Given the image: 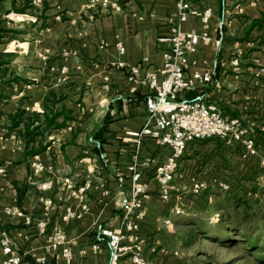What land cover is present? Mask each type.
<instances>
[{
	"label": "crops",
	"instance_id": "0c3cea01",
	"mask_svg": "<svg viewBox=\"0 0 264 264\" xmlns=\"http://www.w3.org/2000/svg\"><path fill=\"white\" fill-rule=\"evenodd\" d=\"M33 1L0 0L2 235L21 258L20 264H37L41 257L45 264H66L60 253L47 251L45 237L36 230L37 223L44 222L49 229L65 232L72 253L68 264H108V249L97 236L100 228L119 227L120 207L130 191L129 169L136 165L148 195L138 227V235L146 241L142 253L149 264H162L166 258L162 250L152 251L162 241L163 222L182 207L178 197L161 202L154 180L155 168L170 149L131 135L147 124L148 92L141 87L136 94L129 93L127 72L117 65L161 68L168 44L159 40L176 25L175 4L114 0L120 11H106L87 9V0H41L40 5ZM201 3L212 11L211 42L199 44L187 74L211 71L206 101L225 119H238L250 131L260 132L264 128V0ZM181 29L202 32L196 18ZM193 96L190 92L186 98ZM17 111L24 112L26 126L13 128ZM25 136L32 141L27 150ZM195 160L201 162V145L187 148L172 192L181 189L177 185L187 178ZM33 161L44 168L35 176L30 169ZM41 181L52 182L53 189L40 191ZM41 197L51 204L45 206ZM12 209L21 216L12 214ZM67 212L72 216L63 220ZM4 260L0 247V264Z\"/></svg>",
	"mask_w": 264,
	"mask_h": 264
},
{
	"label": "built area",
	"instance_id": "2783aa9c",
	"mask_svg": "<svg viewBox=\"0 0 264 264\" xmlns=\"http://www.w3.org/2000/svg\"><path fill=\"white\" fill-rule=\"evenodd\" d=\"M176 7V25L168 37L159 41L168 44L167 50L162 53V66L159 70L144 69L142 65L125 67L117 65L127 72L129 93L136 94L139 88L144 87L148 94L145 96L147 124L131 135L138 141L150 138L161 146L168 147L170 154L154 170V180L158 187V197L167 203L173 191V182L179 165L187 148L197 142L208 139L222 141L226 146L240 144L244 157H255L256 150L249 131L237 119H225L220 111L205 99V89L212 83L211 71H193L187 74L190 58L196 53L201 42H211L208 36L209 21L212 11L203 7L201 0H173ZM40 5L41 0H34ZM87 9H103L106 11H120V5L114 0H87ZM200 20L202 32H184L181 25L189 19ZM120 47V45H117ZM120 49H122L120 47ZM237 66V60L232 62ZM194 93L192 98H186L187 93ZM148 168V163L142 164ZM31 174L38 175L44 168L38 161L30 164ZM130 191L123 201L119 227L115 229L100 228L97 240L103 242L109 253L108 264H149L143 256L145 239L138 235L139 222L144 217V200L147 198V186L141 182L142 172L136 165L130 167ZM2 172V169L0 170ZM122 182V179H120ZM39 189L48 192L53 189V183L41 181ZM89 188V183L85 184ZM206 185L198 182L192 184V192L198 194L206 190ZM40 201L49 206L51 201L41 197ZM11 213L21 216L17 209ZM183 214L181 208L173 211V215ZM71 212L63 217L67 220ZM165 226H172L170 220L164 221ZM36 230L46 239L47 251L60 253L66 264L71 262L72 253L65 232L60 228L49 229L44 222L36 225ZM0 247L5 260L2 264H20L21 258L13 253L5 235L0 236ZM37 264H45V258L36 260Z\"/></svg>",
	"mask_w": 264,
	"mask_h": 264
},
{
	"label": "rangeland",
	"instance_id": "374dc122",
	"mask_svg": "<svg viewBox=\"0 0 264 264\" xmlns=\"http://www.w3.org/2000/svg\"><path fill=\"white\" fill-rule=\"evenodd\" d=\"M247 130L255 145V157H244L241 145L236 143L226 146L219 140H206L192 144L201 145V162L195 160L189 166L187 178L177 185H182L181 189L171 194L173 198L180 199L183 214L173 215L170 227L163 222L166 228L161 233L162 241L158 249L152 251V254H156L159 249L162 250L161 254L166 257L162 264H256L255 259L237 248L201 237L194 239L192 233L195 228L193 220L200 218L204 201H221L223 193L248 201L254 211L264 214V128L260 132ZM208 142L216 146L210 148L206 145ZM233 147L238 152L235 150L229 155L227 151ZM193 181L206 185V190L194 194ZM217 215L215 212L208 221L216 223Z\"/></svg>",
	"mask_w": 264,
	"mask_h": 264
},
{
	"label": "trees",
	"instance_id": "16d2710c",
	"mask_svg": "<svg viewBox=\"0 0 264 264\" xmlns=\"http://www.w3.org/2000/svg\"><path fill=\"white\" fill-rule=\"evenodd\" d=\"M23 111H17L13 117V128L25 124ZM216 140V139H208ZM206 141V140H204ZM32 141L25 136V150ZM38 153L33 152L32 155ZM257 162V161H256ZM222 200L218 199L201 205V216L193 220V238H203L214 243L224 244L226 247L237 248L255 259L256 264H264V214L253 210L248 201L222 194ZM217 212V221H208ZM4 228L0 227V236Z\"/></svg>",
	"mask_w": 264,
	"mask_h": 264
}]
</instances>
